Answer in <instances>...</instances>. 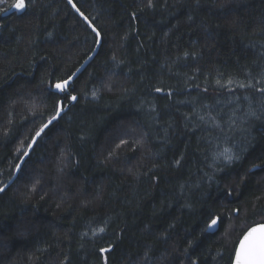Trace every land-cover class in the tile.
<instances>
[{
	"label": "trees",
	"instance_id": "1",
	"mask_svg": "<svg viewBox=\"0 0 264 264\" xmlns=\"http://www.w3.org/2000/svg\"><path fill=\"white\" fill-rule=\"evenodd\" d=\"M0 0V264H232L264 223V0ZM217 220L215 232H207Z\"/></svg>",
	"mask_w": 264,
	"mask_h": 264
},
{
	"label": "water",
	"instance_id": "2",
	"mask_svg": "<svg viewBox=\"0 0 264 264\" xmlns=\"http://www.w3.org/2000/svg\"><path fill=\"white\" fill-rule=\"evenodd\" d=\"M68 2H69V0H67ZM70 5H71V7H72V9H73V11L86 23V25L93 31V28H94V26L91 24V22L76 8V7H73V4L72 3H70ZM95 33H97V30L96 31H94ZM99 44H100V38H98V40H97V44H96V47H95V49L93 50V52L85 59V61L81 64V66L70 76L71 77V79L69 80V78L68 79H66V80H68L69 81V83H68V85L67 86H65V91H60V90H57L56 89V87L54 86V91L55 92H57V93H59V94H62V95H68L69 94V87H70V85L72 84V82L75 80V78L82 72V70H83V68L92 60V58L94 57V55L96 54V52H97V49H98V47H99ZM60 83H62V82H60ZM56 85V84H55ZM72 95H70L69 96V101H68V103H66L65 104V108L61 111V113H60V116L62 115V113L64 112V111H66L74 102H75V100H73L72 99ZM75 97V96H74ZM60 106L62 105V103H61V101H60ZM56 115V114H55ZM54 115V116H55ZM59 116V117H60ZM59 117H57L55 120H52V118L51 119H49L44 125H48V126H50L54 121H56ZM50 120H52V123L51 124H49L48 122L50 121ZM44 125L40 128V130L43 128L44 130L46 129V128H44ZM40 130L38 131V132H40ZM43 130V131H44ZM42 132H40V134H41ZM37 134V133H36ZM40 136V135H39ZM39 136H37V135H35L34 137H33V139L30 141V143H29V145H28V147H27V149H26V151H25V153H27V155H25V153L22 155V157L20 158V160H19V162H18V164H17V166H19V168L16 166V168H15V170H14V173H13V175L11 176V178L7 181V183L5 184V185H3L0 189H3V190H5L7 187H9L14 181H15V179L17 178V176H18V174H19V172H20V170H21V168H22V166H23V164H24V162H25V159L28 157V155H29V153H30V151H31V149H32V147H33V145L35 144V142H36V140L38 139V137ZM30 146V147H29ZM2 191H0V193H1ZM210 224V223H209ZM262 225H264V223H260V224H256V225H253V226H251L249 229H247L246 231H245V233L241 236V238L239 239V241H238V243L236 244V247H235V250H234V254H233V260H232V264H236V252H237V250H240L241 248H242V246H243V249H244V251H249V250H252V249H254V248H258L259 247V245H260V243H261V240H260V236H259V234H256V235H254V236H252V237H249L247 240H245V237H247L248 236V233H249V231L252 229V228H259L260 226H262ZM216 229H217V220H216V224L215 225H213L211 228H209V225H208V227H207V232H215L216 231Z\"/></svg>",
	"mask_w": 264,
	"mask_h": 264
},
{
	"label": "snow or ice",
	"instance_id": "3",
	"mask_svg": "<svg viewBox=\"0 0 264 264\" xmlns=\"http://www.w3.org/2000/svg\"><path fill=\"white\" fill-rule=\"evenodd\" d=\"M69 3H72V0H69ZM14 7L17 10L23 9L24 4L23 0H18V2L14 5ZM75 7V5H73ZM93 31H96L95 28H93ZM97 36H99V33L97 32ZM71 77H69V80ZM69 83L68 80L63 81L62 83H57L55 85L57 90L65 91V86H67ZM73 100L76 99V97H72ZM61 109L58 107L56 111V115L53 116L52 120H55L57 117L60 116ZM52 120H50L48 123L51 124ZM48 125H44V128H47ZM43 128L40 130V132H43ZM40 132H37V136L40 135ZM30 147V146H29ZM27 155V153H25ZM19 168V166H17ZM0 191H3V189H0ZM216 224V220L213 219L211 223L209 224V228H211L213 225ZM256 234H259L261 243L258 248H254L249 251H244L243 246L240 250H237L236 252V264H264V225L260 226L259 228H252L248 236L245 237V240H247L249 237H252Z\"/></svg>",
	"mask_w": 264,
	"mask_h": 264
},
{
	"label": "bare ground",
	"instance_id": "4",
	"mask_svg": "<svg viewBox=\"0 0 264 264\" xmlns=\"http://www.w3.org/2000/svg\"><path fill=\"white\" fill-rule=\"evenodd\" d=\"M66 1H67V0H66ZM67 2H68V1H67ZM68 4L70 5L69 2H68ZM72 4H73V2H72ZM73 5H74V4H73ZM70 7H71V5H70ZM75 7H76V6H75ZM71 8H72V7H71ZM76 8H77V7H76ZM72 10H73V9H72ZM96 35H97V33H96ZM98 38H99V36H97V39H98ZM80 66H81V65H80ZM80 66H79V67H80ZM83 69H84V68H83ZM67 79H68V78H67ZM65 80H66V79H65ZM65 80H64V81H65ZM60 82H63V81H60ZM60 82H58V83H60ZM55 84H57V83H55ZM55 84L53 85L52 90L54 89ZM53 91H54V90H53ZM54 92H55V91H54ZM61 95H62V94H61ZM59 103H60V102H59ZM58 107L61 109V111L65 108V106L62 108V105L60 106V104H58ZM64 112H65V111H64ZM64 112H63V113H64ZM51 118H52V117H51ZM51 118H50V119H51ZM42 126H43V125H42ZM39 130H40V129H39ZM39 130H38V131H39ZM38 131H37V132H38ZM37 132H36V133H37ZM36 133L34 134V136L36 135ZM41 134H42V133H41ZM41 134H40V135H41ZM34 136H33V137H34ZM32 139H33V138H32ZM32 139H31V140H32ZM6 183H7V182H6ZM6 183H5V184H6ZM5 184H4V185H5ZM1 187H2V186H1ZM1 187H0V188H1Z\"/></svg>",
	"mask_w": 264,
	"mask_h": 264
}]
</instances>
